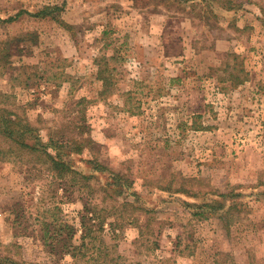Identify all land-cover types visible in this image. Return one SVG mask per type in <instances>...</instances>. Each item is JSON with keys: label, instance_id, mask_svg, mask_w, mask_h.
Masks as SVG:
<instances>
[{"label": "rangeland", "instance_id": "rangeland-1", "mask_svg": "<svg viewBox=\"0 0 264 264\" xmlns=\"http://www.w3.org/2000/svg\"><path fill=\"white\" fill-rule=\"evenodd\" d=\"M47 5L62 6L61 21H0V92L44 137L50 127L86 139L74 167L88 173L96 159L157 210L133 211L137 225L109 216L101 235L113 252L133 264H264V0H0V18ZM47 166L0 155V257L73 264L44 244L43 221L78 226L84 198L112 204L96 178L64 191ZM188 202L206 203L205 215Z\"/></svg>", "mask_w": 264, "mask_h": 264}, {"label": "trees", "instance_id": "trees-1", "mask_svg": "<svg viewBox=\"0 0 264 264\" xmlns=\"http://www.w3.org/2000/svg\"><path fill=\"white\" fill-rule=\"evenodd\" d=\"M62 9V6L59 5H47L36 12L19 10L6 18H0V21H14L22 13L36 17L51 16L61 21L58 15ZM4 50H9L8 41H2V44L0 43V58L5 56V54L2 56ZM103 71L98 72V74L103 85L101 92L106 93L110 91V85H113V81L111 77L105 76ZM81 125L80 122L75 127L80 128L79 133L83 135L85 134V130ZM55 132L50 131V127H48L46 136L44 137L39 126L24 114L21 105L15 101V96L10 93L0 92V140L6 144V146H0V155L2 158L21 159L26 155L41 158L48 164L47 169L52 175L63 184V190L64 188L67 189V186H75V188L83 190L85 187H91L90 180L96 178L99 189L108 198L113 200L110 206H104L103 209L99 206L106 198L103 197L99 203H96V200L93 202L91 198H84L82 209L79 211L78 226L67 219H60L57 214H54L51 220H44V228L41 236L44 244L49 245L52 251L56 253L60 252L64 257H70L73 264H133L132 261L128 260L122 254L113 252L112 247L101 235L103 224L111 216L114 220L109 221V225H113L117 220L122 219L128 221V223L137 225L138 216H133V211L141 209L144 212H156L157 210L153 208L149 210L146 206L144 208V206H141L139 200H130L129 197L136 196L137 193L132 188V182L119 172L103 165L96 159L88 158L86 160L91 164L92 169L88 173L74 167L71 163V156L82 152L86 139L83 136L78 140L76 138H69L64 135L63 130L61 132L57 130L58 135ZM96 171L103 174L104 180L100 179L99 175L97 176L94 173ZM180 191L188 193L184 186L180 188ZM218 195L221 197L227 196L226 193H219ZM216 202L219 203L220 201H211V209L214 211L217 210V206H215ZM187 205L195 206L196 210L192 213L195 217H203L205 215L201 212L200 208L206 206V203L197 205L196 203L188 202ZM55 207L59 211L60 207ZM232 208H236L235 202L221 212L220 217L224 219L226 225L229 223L227 217ZM126 212H129V214H126ZM156 218L157 215L154 216L152 214V216L148 217V220L151 222L152 219L156 220ZM139 231L140 236H143L144 233L141 228ZM152 243L154 246H158L156 240H152ZM22 263L23 261H19L10 256L0 257V264ZM151 264L176 263L170 259H156Z\"/></svg>", "mask_w": 264, "mask_h": 264}]
</instances>
